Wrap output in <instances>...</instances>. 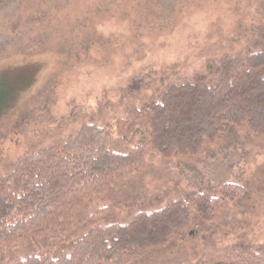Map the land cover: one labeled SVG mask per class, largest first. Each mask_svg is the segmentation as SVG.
Segmentation results:
<instances>
[{
    "label": "rangeland",
    "instance_id": "rangeland-1",
    "mask_svg": "<svg viewBox=\"0 0 264 264\" xmlns=\"http://www.w3.org/2000/svg\"><path fill=\"white\" fill-rule=\"evenodd\" d=\"M33 1L42 2L44 12L26 10L19 21ZM71 1L0 0V75L31 79L0 117V174L83 124L113 125L128 106H143L169 82L194 73L213 77L217 60L248 50L254 29L264 24V0H98L84 26L74 23L79 34L68 37L67 28L64 39L52 41L48 30L59 28ZM111 131L114 147L125 149ZM127 140V146L146 144L144 162L116 176L102 201L80 196L79 215L107 206L109 220L123 221L176 198L192 209L195 195L207 191L219 198L226 183L242 189L239 197L221 201L211 222L191 210L183 234L130 264H240L236 256H264V134L229 126L198 155L168 160L150 148L143 125H134ZM68 232L62 221L34 244L3 242L0 264L14 254L39 252Z\"/></svg>",
    "mask_w": 264,
    "mask_h": 264
},
{
    "label": "trees",
    "instance_id": "trees-1",
    "mask_svg": "<svg viewBox=\"0 0 264 264\" xmlns=\"http://www.w3.org/2000/svg\"><path fill=\"white\" fill-rule=\"evenodd\" d=\"M97 5L98 0H72L59 28L48 30L50 39H64L67 28L68 37L79 34L74 23L84 26ZM43 8L42 2H31L21 10L19 21L24 11L33 15L43 13ZM26 41L25 37L22 42ZM247 44L248 50L222 55L213 77L194 73L169 82L143 106H128L113 125L83 124L65 138L24 154L9 173L0 174V244L16 240L34 244L62 221L70 230L39 252L12 255L7 264H130L146 249L165 246L183 234L191 210L201 221L211 222L223 199L239 197L241 187L226 183L219 198L207 191L195 195L192 209L186 200L176 198L150 211H135L123 221L109 220L107 206H97L91 214L77 212L80 196L102 201L116 176L144 162L146 144L127 146L134 125L148 129V145L165 160L198 155L229 126H247L263 135L264 24L254 29ZM28 80L0 75V117ZM112 128L125 149L114 147ZM236 259L240 264H264V256L256 253Z\"/></svg>",
    "mask_w": 264,
    "mask_h": 264
}]
</instances>
